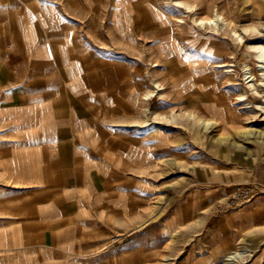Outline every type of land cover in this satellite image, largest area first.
Here are the masks:
<instances>
[{"label":"crops","instance_id":"1","mask_svg":"<svg viewBox=\"0 0 264 264\" xmlns=\"http://www.w3.org/2000/svg\"><path fill=\"white\" fill-rule=\"evenodd\" d=\"M133 4L0 0V264H68L91 231L105 237L118 225L129 233L138 222L130 211H139L132 195L141 193L131 115L139 96L137 85L125 84L134 75L118 51ZM113 19L117 26H108ZM228 179L196 189L201 195L182 227L217 239L227 233L223 242L238 230L264 229V168L244 183ZM253 181L252 201L229 214L211 211L237 185ZM172 220L165 219V235ZM224 220L231 223L226 230ZM106 252L96 256L99 264L120 257Z\"/></svg>","mask_w":264,"mask_h":264},{"label":"rangeland","instance_id":"2","mask_svg":"<svg viewBox=\"0 0 264 264\" xmlns=\"http://www.w3.org/2000/svg\"><path fill=\"white\" fill-rule=\"evenodd\" d=\"M132 1V24L123 25L118 51L125 72L134 75L125 84L137 85L139 96L131 115L140 144L141 193L132 195L139 211H130L139 220L129 233L118 225L105 237L91 231L79 239L68 264H89L87 258L99 264L96 256L106 251L120 257L102 264H264L261 227L238 230V237L223 242L227 233L219 239L204 229L194 234L180 222L201 195L197 188L223 185L229 177L244 183L264 168V59L257 58L264 46V0ZM105 22L117 26L115 19ZM108 46L113 48L110 39ZM213 103L223 107L220 114L203 110ZM247 184L258 189L256 181ZM216 205L213 213L228 212Z\"/></svg>","mask_w":264,"mask_h":264},{"label":"built area","instance_id":"3","mask_svg":"<svg viewBox=\"0 0 264 264\" xmlns=\"http://www.w3.org/2000/svg\"><path fill=\"white\" fill-rule=\"evenodd\" d=\"M258 194V189L253 184L237 185L225 199L224 203H218L215 208L220 211H229L240 208L252 201Z\"/></svg>","mask_w":264,"mask_h":264},{"label":"bare ground","instance_id":"4","mask_svg":"<svg viewBox=\"0 0 264 264\" xmlns=\"http://www.w3.org/2000/svg\"><path fill=\"white\" fill-rule=\"evenodd\" d=\"M205 20H203V19H200V24H204L205 22H204ZM214 22V20H211V19H208V20H206V23H208V24H211V23H213ZM233 29V28H232ZM257 58H259V59H264V46H262L261 48H258V57ZM224 65V64H223ZM219 67H222V65H218ZM262 70H264V68H262ZM262 76H264V75H262ZM250 77H252V73H250V75L247 77V78H250ZM249 82H252V79L251 80H249L248 81V83ZM155 85L157 86V84L155 83ZM249 86L250 87H254L255 85H254V83H251V84H249ZM151 95V94H150ZM242 100V99H241ZM222 109H223V107L220 105V104H218V103H213V104H211V105H208V106H203V110H209V111H213V112H216L217 114H220L221 113V111H222ZM227 110V109H226ZM261 110H264V108H261ZM189 118H193V116L192 115H190L189 116ZM204 124L203 125H208V121L207 120H203L202 121ZM233 253H235V252H232V254ZM229 257H231V255L230 256H228V258ZM227 261V260H226Z\"/></svg>","mask_w":264,"mask_h":264}]
</instances>
